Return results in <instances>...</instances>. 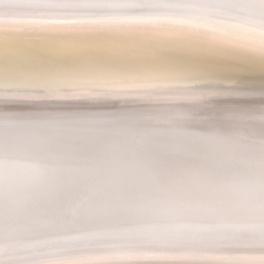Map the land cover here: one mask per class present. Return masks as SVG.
<instances>
[{
    "label": "bare ground",
    "instance_id": "bare-ground-1",
    "mask_svg": "<svg viewBox=\"0 0 264 264\" xmlns=\"http://www.w3.org/2000/svg\"><path fill=\"white\" fill-rule=\"evenodd\" d=\"M261 65L264 56L224 42L182 3L114 9L0 0V96L19 97L0 100V115L17 119L20 155L38 165L21 169L14 194L55 179L47 148L71 143L91 179L58 189L60 197L71 193L65 207L75 209L97 181L119 197V210L86 224L60 227L47 216L29 223L12 213L6 222L20 254L230 256L252 243L257 222L234 185L243 183L251 194L258 182L264 94L209 93L264 92ZM149 77L163 78L167 88L74 91ZM170 95L199 99L162 98ZM210 170L218 173L211 189L165 195Z\"/></svg>",
    "mask_w": 264,
    "mask_h": 264
},
{
    "label": "snow or ice",
    "instance_id": "snow-or-ice-1",
    "mask_svg": "<svg viewBox=\"0 0 264 264\" xmlns=\"http://www.w3.org/2000/svg\"><path fill=\"white\" fill-rule=\"evenodd\" d=\"M40 2L45 6H106L114 9L182 3L186 6V11L221 35L224 42L264 56V0H40ZM260 69L264 70V65H261ZM162 81L163 78L149 77L141 81L80 86L74 91L144 94L166 89L167 84ZM258 93L264 94L246 89H228L213 91L209 95L248 97ZM18 98L16 94L0 96V100L8 101ZM162 98L169 102L199 99L184 95ZM236 115L238 118H247V114L244 113ZM16 124L17 119L13 115L7 113L0 115V264H264V141H261V157L255 168L258 182L252 193L249 194L241 182L234 185L240 203L248 208L257 222L255 240L241 246L238 252L230 256L186 251L152 255L108 252L86 257L66 254L63 249L21 255L22 249L14 242V229L6 222L12 213H16L29 223H37L42 216H47L52 223L60 227L71 226L77 222L86 224L92 219L119 210V197L115 192L105 191L97 181L90 188L89 195L81 198L75 209L65 207L64 201L71 198V193L65 191L63 197H60L57 195L58 189L63 186H75L91 179L89 170L79 166L82 157L71 143H54L47 148V155L51 160L49 167L57 174L55 179L28 191L23 196H16L13 189L19 182L21 169L38 166L34 160L20 155L22 147L19 143V134L14 131ZM217 174L216 170H210L202 175H196L180 188H169L165 195L173 196L180 191L188 193L192 189L201 191L211 189L212 180ZM207 194L216 193L208 191Z\"/></svg>",
    "mask_w": 264,
    "mask_h": 264
}]
</instances>
